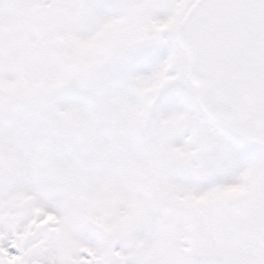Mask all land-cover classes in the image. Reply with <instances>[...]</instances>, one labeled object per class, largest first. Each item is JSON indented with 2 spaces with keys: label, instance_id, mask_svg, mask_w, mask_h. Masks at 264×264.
I'll list each match as a JSON object with an SVG mask.
<instances>
[{
  "label": "snow or ice",
  "instance_id": "6c2138e0",
  "mask_svg": "<svg viewBox=\"0 0 264 264\" xmlns=\"http://www.w3.org/2000/svg\"><path fill=\"white\" fill-rule=\"evenodd\" d=\"M0 264H264V0H0Z\"/></svg>",
  "mask_w": 264,
  "mask_h": 264
}]
</instances>
